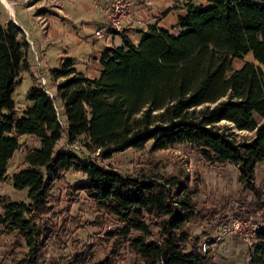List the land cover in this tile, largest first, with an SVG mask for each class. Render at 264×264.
Instances as JSON below:
<instances>
[{
	"label": "trees",
	"instance_id": "1",
	"mask_svg": "<svg viewBox=\"0 0 264 264\" xmlns=\"http://www.w3.org/2000/svg\"><path fill=\"white\" fill-rule=\"evenodd\" d=\"M182 9L173 29L148 25L135 44L117 34L120 45L99 54L96 78L77 72L65 58L48 71L53 94L32 81L25 94L31 105L20 117L11 94L18 77L29 72V44L13 23L0 24V182L18 148L17 136L39 142L24 155L25 167L10 177L13 188H28L27 201L0 195V234L23 247L14 264H41L44 242L55 232L38 219L49 212L52 184L68 171L84 175L68 185L69 193L81 192L113 228L102 234L111 242L103 258L93 261L91 248L85 247L58 256L57 264H115L124 247L133 264H211L198 237L185 230L198 214L195 184L186 186L184 174L122 175L91 157L55 149L62 132L63 146L83 136L86 150L100 151L102 158L142 149L149 141L151 150L186 145L208 163L235 167L236 181L255 197L242 215L264 216V192L259 200L253 184L254 167L264 160V0H206L204 5L186 0ZM247 53L252 61L233 69L232 60ZM11 131L14 136H5ZM96 219L102 225L103 216ZM255 223L245 264H264V222Z\"/></svg>",
	"mask_w": 264,
	"mask_h": 264
},
{
	"label": "rangeland",
	"instance_id": "2",
	"mask_svg": "<svg viewBox=\"0 0 264 264\" xmlns=\"http://www.w3.org/2000/svg\"><path fill=\"white\" fill-rule=\"evenodd\" d=\"M110 0L103 6L102 14L105 18V10ZM3 11H6L4 4L0 1V22L3 19ZM104 25V19L103 24ZM100 26V27H102ZM99 28V27H98ZM106 45L115 44L111 37L102 38ZM120 40V37H115ZM108 46V47H109ZM29 51V50H28ZM33 55H35L33 53ZM252 61L250 53L245 54L241 59L232 60V68L236 69L243 62ZM37 67L36 60L33 61ZM264 73V68H262ZM33 78L38 79L37 72H32ZM18 84L15 86L11 99L14 104L13 112L17 117L22 115V110L30 106L25 94L31 86V76L22 73L18 77ZM64 120V117H60ZM248 136L246 132H236ZM5 136H14L11 131ZM64 132L61 133L55 149L63 146ZM18 148L14 150L6 162V179L0 182V195L6 196L11 201H27L28 188L15 189L11 184V175L19 168L25 167L23 158L27 151L37 148L38 140L30 135L17 136ZM85 138L80 136L73 144L74 153L82 159L91 155L92 160L102 168L113 169L122 175L143 178L146 176H184L186 186L195 184V191L192 201L198 217L185 225V230L193 236L198 237L199 243L206 242L208 262L211 264H245L252 245L235 235H224L216 240L217 228L230 226L235 219L262 220L264 216L250 214L242 215V209L248 201L255 197L251 191L244 190L236 181L237 169L232 165L220 166L204 161L198 154L189 149L186 145L173 144L160 150H151V142H147L142 149H125L115 151L108 158H102L100 151L95 150L94 154L84 147ZM105 150V149H104ZM184 174V175H183ZM84 175L68 171L62 178L55 181L50 189V196L47 200L49 212L41 215L39 224L47 225L54 230V234L48 236L44 242L45 255L41 264H57L58 256L70 255L75 250L91 248L92 260L97 261L106 256L111 242H104L102 234L113 228L111 219L104 215H98L90 201L81 193H69L68 185L82 181ZM253 184L258 188L259 195L264 192V160L256 164L253 171ZM262 187L260 190L259 188ZM263 190V191H262ZM258 197L259 200H262ZM264 196V194H263ZM264 202V201H263ZM97 216H103L102 225L96 222ZM244 216V217H241ZM250 217V218H248ZM22 246L14 244V238L8 234H0V264H14L21 258ZM134 256L124 247L119 249L115 264H133Z\"/></svg>",
	"mask_w": 264,
	"mask_h": 264
},
{
	"label": "crops",
	"instance_id": "3",
	"mask_svg": "<svg viewBox=\"0 0 264 264\" xmlns=\"http://www.w3.org/2000/svg\"><path fill=\"white\" fill-rule=\"evenodd\" d=\"M6 11L0 24L10 21L20 28L29 44L27 61L29 76L37 72L45 78L50 92L54 86L48 71L57 69L69 58L74 69L88 78H96L101 70L98 57L102 49L108 48L102 38L93 36V31L102 26V9L108 0H0ZM186 0H129L130 9L137 23L124 29V36L136 43L148 25L173 29L177 17L184 10ZM205 4L206 0H193ZM119 35L114 34L111 41ZM117 46V45H111ZM110 47V46H109ZM33 53L35 55H33ZM36 60L37 67L33 61ZM32 83V82H31Z\"/></svg>",
	"mask_w": 264,
	"mask_h": 264
},
{
	"label": "built area",
	"instance_id": "4",
	"mask_svg": "<svg viewBox=\"0 0 264 264\" xmlns=\"http://www.w3.org/2000/svg\"><path fill=\"white\" fill-rule=\"evenodd\" d=\"M136 23L137 20L132 15L129 0H110V3L105 10L104 25L102 27L96 28L93 31V36L96 38H105L114 34H120L124 32L126 27L132 26ZM37 84L49 96L52 95L50 92V87L47 85V82L43 76H38ZM66 149L73 152L76 150L73 144L66 146ZM88 157L92 156L89 155ZM255 228V220L235 219L232 221L231 227H218L215 239L218 240L224 235H235L238 238L246 241L248 245H252L255 241ZM200 250L201 252L206 250V242L200 244Z\"/></svg>",
	"mask_w": 264,
	"mask_h": 264
},
{
	"label": "water",
	"instance_id": "5",
	"mask_svg": "<svg viewBox=\"0 0 264 264\" xmlns=\"http://www.w3.org/2000/svg\"><path fill=\"white\" fill-rule=\"evenodd\" d=\"M109 149H112V148H109Z\"/></svg>",
	"mask_w": 264,
	"mask_h": 264
}]
</instances>
